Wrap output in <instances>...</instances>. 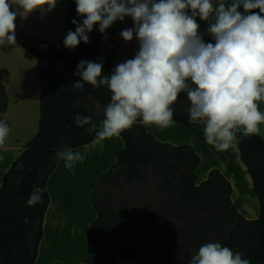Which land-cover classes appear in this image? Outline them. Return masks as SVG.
<instances>
[{
	"label": "clouds",
	"instance_id": "obj_1",
	"mask_svg": "<svg viewBox=\"0 0 264 264\" xmlns=\"http://www.w3.org/2000/svg\"><path fill=\"white\" fill-rule=\"evenodd\" d=\"M46 0H14L25 12H32ZM77 13L84 17L69 30L64 44L74 49L81 41L89 43L94 25L108 39L106 29L115 21L131 17L133 27L119 35L132 41L135 35L139 50L133 58L117 64L112 74L102 75L103 58L81 60L74 72L81 79L72 88L106 87L107 105L96 103L104 119L99 126L90 115L76 114V125L99 139L119 136L142 119L146 125L168 127L181 94L190 102L189 121H203V134L217 152L235 148L240 140L259 135L264 124V0H75ZM55 0H53V4ZM190 14H189V11ZM242 9V11H241ZM258 10V11H255ZM200 20L209 21L204 41ZM16 12L10 0H0V44L15 43ZM87 126V127H85ZM6 119H0V144L9 135ZM238 132L242 136L238 138ZM64 167L74 175L76 162L85 156L64 148L56 152ZM3 159V157H0ZM44 189L34 185L27 204L43 203ZM54 206L49 202V207ZM27 223V220H25ZM189 264H251L219 242L199 247Z\"/></svg>",
	"mask_w": 264,
	"mask_h": 264
},
{
	"label": "trees",
	"instance_id": "obj_2",
	"mask_svg": "<svg viewBox=\"0 0 264 264\" xmlns=\"http://www.w3.org/2000/svg\"><path fill=\"white\" fill-rule=\"evenodd\" d=\"M67 3L66 25L61 38L57 41L29 36L18 29L17 20H15V43L25 47L36 58V70L40 82L39 121L38 131L26 142L23 151L2 177L0 264L33 263L39 241L42 238L43 215L48 204L45 182L58 161L56 152L89 143L97 138L95 133L89 134L84 128L78 127L72 117L76 114L90 115L99 126L104 116L102 112H97L94 105L96 103L107 105L110 102L111 93L106 87L94 88L87 83H85L84 90L71 87L73 82L81 79L74 75L77 64L81 60L97 61L98 58H103L102 75L110 76L114 69L112 59L116 42L115 40L110 41V48L105 53L103 50L104 37L97 24L88 34L89 43L81 41L74 49L65 47L66 34L69 30L73 32L76 30V25L72 23L73 19L80 23L84 18L77 13L75 0H67ZM188 11L190 13L191 10ZM196 20L200 25V33L204 34L205 43H214L211 36L207 35L208 23L200 20L199 17H196ZM116 22L111 30L112 38ZM5 74L6 70L1 69L0 76ZM6 104L4 86L0 82V112L5 110ZM172 107L174 109L173 121L183 124L206 143L199 121H189L188 109L176 102ZM140 121L142 119H138L131 128L120 134L125 146L116 153V162L111 169L122 166L126 179L132 180L133 177L140 178L141 176L139 165H145L158 159L167 160L171 155L174 156L176 161H173L174 168L176 164L182 163L187 165L189 170V173L181 178L177 187L179 199L188 201L193 208H198L207 215L214 212L215 215L211 216L213 221H217L220 215H224V212L229 210L230 215L235 217V223L228 234L222 236L219 243L229 247L233 252L237 250L238 245L244 243V258L250 260L251 264H264V139L261 135L245 137L236 146L251 177L260 209L256 219L246 220L232 207L229 199L230 186L217 170H211L208 178L196 185L194 169L198 163V157L191 147L188 145L173 146L155 140L144 130ZM241 136L242 132H238V138ZM208 146L216 151L213 146ZM111 169L100 176L91 195L97 217L91 224L87 243L99 248L102 257L100 260L93 259L90 264H115L117 257L120 256L131 257L137 262L163 264L164 262L159 259L150 257L147 250L152 248L162 252L158 244L138 248L145 249V252L144 256H137L119 251V243L115 244L112 241L114 239L109 240L105 236L104 227L110 226L117 217L114 215L102 219V208L105 206L101 207L102 205L98 204L96 194L100 184L109 180ZM188 179L191 181L187 182ZM34 185L44 189L43 203L29 206L27 200ZM169 214L178 217L170 209H165V211L163 209L157 215H151L147 223L151 229L162 231L165 227H161L160 223L163 221L167 223L165 219ZM119 216L122 217V214L120 213ZM153 223L157 227L154 228ZM203 225L208 226V221L205 220ZM120 229L126 235L125 228L120 227ZM170 229L172 230L168 227L167 231ZM160 236L161 234L155 238ZM129 248L136 247L130 245ZM154 254L157 255V252ZM187 263L189 264V261Z\"/></svg>",
	"mask_w": 264,
	"mask_h": 264
},
{
	"label": "crops",
	"instance_id": "obj_3",
	"mask_svg": "<svg viewBox=\"0 0 264 264\" xmlns=\"http://www.w3.org/2000/svg\"><path fill=\"white\" fill-rule=\"evenodd\" d=\"M218 2L219 0H213L214 6ZM224 2L230 4L232 0ZM10 3L12 10L16 12L18 29L29 36H34V33L26 28L27 12L15 4L14 0H10ZM42 6L48 8L47 11L51 14V21L47 23L48 33L51 32V36L56 35L54 27L58 23L63 7L65 9L68 7L67 0H55L54 4L53 0H46ZM211 20L212 17L207 23ZM39 24L42 25L43 22ZM124 25L125 20H117L115 30L122 29ZM131 27L133 24L127 26ZM44 37L48 36L39 34L38 38L46 39ZM115 42L116 49L112 59L114 67L133 58L139 50L134 51L133 42L127 47L128 53L121 54L126 42L121 38H117ZM1 69L6 70V74L0 76V82L4 86L7 104L5 110L0 112V119L7 120L10 132L4 143L0 144V157H3L0 159V186L3 174L23 151L26 142L38 131L40 98L36 58L25 47L17 43L0 44ZM259 108L264 112V102H260ZM139 123L157 141L173 146L191 147L198 157L194 169L196 185L206 180L211 170H217L230 186L229 199L236 213L246 220H253L259 216V203L252 180L236 147L223 152L214 151L183 124L175 121L168 127L146 125L142 121ZM199 123L203 128V121ZM260 128V135L264 139V124ZM124 146L125 143L119 135L109 139L97 137L89 143L71 148L85 156L83 163L76 162L74 165V175L64 167V161L58 159L45 182L48 204L43 215L42 238L32 264H90L93 259H101L100 249L87 243L91 224L97 217L91 195L100 176L113 167L116 153ZM49 202L54 206L49 207ZM115 264L152 263L137 262L131 257L120 256L117 257Z\"/></svg>",
	"mask_w": 264,
	"mask_h": 264
},
{
	"label": "rangeland",
	"instance_id": "obj_4",
	"mask_svg": "<svg viewBox=\"0 0 264 264\" xmlns=\"http://www.w3.org/2000/svg\"><path fill=\"white\" fill-rule=\"evenodd\" d=\"M67 8L63 7L57 20L58 23L54 27L57 32H55L56 35L51 36V32L48 33L49 26L47 23L51 21V14L47 11L48 8L44 6L26 13L27 30L37 37L39 34H44V36H48L44 37L48 40H59L66 25ZM124 20V27L118 31L115 30L113 38L111 37V30L114 23L106 29L105 34L108 39H104L103 42L105 53L110 48L109 42L116 41L117 38L123 39L119 33L121 30L127 29L129 24H133L131 17H125ZM41 21L43 22L42 25L39 24ZM125 42L121 54L128 53L127 47L133 42L134 51L139 49L135 35L132 42ZM176 103L186 109L190 106V102L183 93L178 97ZM173 161L176 162L174 156L171 155L167 160L158 159L145 165H139L141 176L140 178L133 177L132 180L126 179L122 166H116L111 169L109 180L100 184L96 201L102 205L101 207L105 206L102 208V219L114 215L117 217L110 226L104 227L105 236L109 240L114 239L112 240L113 243H119V251L144 256L145 249L138 248L158 244V248H162V252L149 248L147 250L151 255L150 257L167 264H188L187 262L198 252L201 245L209 242H220L222 236L227 235L232 228L235 217L230 215L229 210H226L224 215L219 214L220 218L213 221L211 216L215 215L214 212L207 215L206 212L193 208L188 201L179 199L177 187L181 178L187 175L189 170L188 166L182 163L176 164V168H174ZM190 181V179L187 180V182ZM163 209L164 211L170 209L178 217L169 214L168 218L165 219L167 223L164 221L160 223L161 227L164 226L165 228L162 231H155L148 225L147 220L151 215H157ZM120 213L122 217L119 216ZM205 220L208 221V226L203 225ZM213 222L214 225H212ZM153 226L154 228L157 227L156 224ZM120 227L125 228L126 235L123 234ZM168 227H171L172 230L167 231ZM144 234L148 235L145 236ZM159 234L161 236L155 238ZM130 245L136 248H129ZM244 249L245 244L241 243L234 253L239 252L244 258ZM155 252L157 255L154 254Z\"/></svg>",
	"mask_w": 264,
	"mask_h": 264
}]
</instances>
